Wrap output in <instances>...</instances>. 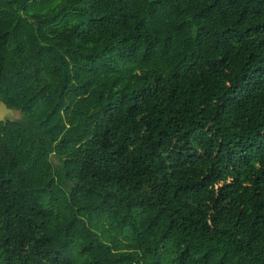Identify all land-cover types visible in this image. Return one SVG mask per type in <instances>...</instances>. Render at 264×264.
<instances>
[{
    "label": "trees",
    "instance_id": "trees-1",
    "mask_svg": "<svg viewBox=\"0 0 264 264\" xmlns=\"http://www.w3.org/2000/svg\"><path fill=\"white\" fill-rule=\"evenodd\" d=\"M0 264H264V0H0Z\"/></svg>",
    "mask_w": 264,
    "mask_h": 264
},
{
    "label": "water",
    "instance_id": "water-1",
    "mask_svg": "<svg viewBox=\"0 0 264 264\" xmlns=\"http://www.w3.org/2000/svg\"><path fill=\"white\" fill-rule=\"evenodd\" d=\"M16 116L14 110L10 109L4 102H0V123H7L8 118Z\"/></svg>",
    "mask_w": 264,
    "mask_h": 264
}]
</instances>
